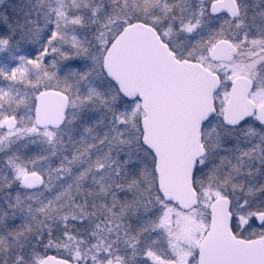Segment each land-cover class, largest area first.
Masks as SVG:
<instances>
[{
    "label": "snow or ice",
    "instance_id": "snow-or-ice-1",
    "mask_svg": "<svg viewBox=\"0 0 264 264\" xmlns=\"http://www.w3.org/2000/svg\"><path fill=\"white\" fill-rule=\"evenodd\" d=\"M0 264H264V0H0Z\"/></svg>",
    "mask_w": 264,
    "mask_h": 264
}]
</instances>
